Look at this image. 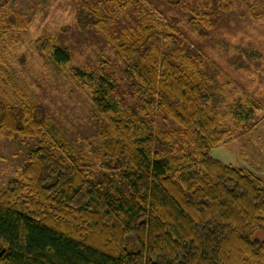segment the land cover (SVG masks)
Wrapping results in <instances>:
<instances>
[{"label": "trees", "instance_id": "1", "mask_svg": "<svg viewBox=\"0 0 264 264\" xmlns=\"http://www.w3.org/2000/svg\"><path fill=\"white\" fill-rule=\"evenodd\" d=\"M8 2L0 0V24L24 27L31 15ZM143 18L111 42L138 112L175 124L177 133H157L165 140L175 134L186 148L171 157L146 147L137 136L143 122L117 99L118 72L109 62L95 72L73 70L102 117V179L56 136L43 108L0 100V134L38 140L19 177L0 189V264H264V180L211 156L231 134L209 108L210 87L181 40ZM75 21L79 29L106 27L87 7L77 9ZM37 42L54 63L69 61L49 37ZM252 110L237 104L234 114L246 120Z\"/></svg>", "mask_w": 264, "mask_h": 264}, {"label": "rangeland", "instance_id": "2", "mask_svg": "<svg viewBox=\"0 0 264 264\" xmlns=\"http://www.w3.org/2000/svg\"><path fill=\"white\" fill-rule=\"evenodd\" d=\"M6 6L31 16L21 28L0 24V100L43 108L56 136L73 148L72 155L81 157L96 179H102L96 157L102 117L92 105L88 85L73 76L74 69L89 72L109 62L118 72L117 99L143 122L137 136L145 139L146 147L164 150L171 157L186 148L175 134L165 140L157 133H177L175 124L138 112L140 102L111 42L113 36L121 39L128 28L139 27L148 15L162 31L181 40L210 87L209 108L231 134L210 150L211 156L255 171L264 180V0H9ZM80 7L96 9L106 27L79 29L75 14ZM3 9L0 6V17ZM191 20L203 29H194ZM44 36L69 53L68 62L56 64L40 49L37 41ZM237 104L244 111L252 107L250 119L236 118ZM37 142L0 134V189L19 177L28 149ZM108 184L121 187L116 181Z\"/></svg>", "mask_w": 264, "mask_h": 264}]
</instances>
